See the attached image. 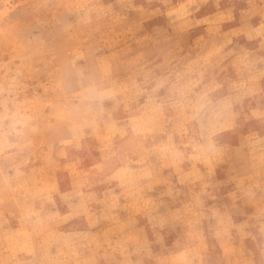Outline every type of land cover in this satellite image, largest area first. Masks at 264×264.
<instances>
[{"label":"rangeland","instance_id":"rangeland-1","mask_svg":"<svg viewBox=\"0 0 264 264\" xmlns=\"http://www.w3.org/2000/svg\"><path fill=\"white\" fill-rule=\"evenodd\" d=\"M4 101L38 119L0 154V264H264V0H0Z\"/></svg>","mask_w":264,"mask_h":264},{"label":"clouds","instance_id":"clouds-1","mask_svg":"<svg viewBox=\"0 0 264 264\" xmlns=\"http://www.w3.org/2000/svg\"><path fill=\"white\" fill-rule=\"evenodd\" d=\"M116 93L111 90L104 89L98 86L86 88L79 95V102L71 107L65 109L66 115L62 117L68 121L71 138L61 141L63 145H75L76 148L80 147V141L84 138L85 129H92L96 131L99 127L98 121L105 113L104 104L106 101L114 99ZM219 107L227 109L230 105L226 101H219ZM9 102L4 101L2 110H0V154L8 152L9 149H24L32 146V139L30 138L33 133L37 131L35 121L38 119L35 113H29L27 110L22 109L20 106H14L13 109L9 108ZM177 106L184 108L186 105L182 101L177 102ZM213 102L207 99V96H201L199 100L192 105V115L190 120L199 122L201 135L204 133L205 124L203 123L202 113L205 109L211 110ZM153 112H160V108L156 107L151 109ZM141 118H136L132 121L133 125L138 127V121ZM225 128L222 124H213L211 128L212 133H218ZM12 157L5 156V159ZM183 260V257H181ZM191 264V262H187Z\"/></svg>","mask_w":264,"mask_h":264}]
</instances>
